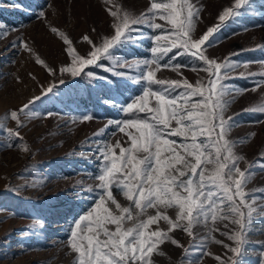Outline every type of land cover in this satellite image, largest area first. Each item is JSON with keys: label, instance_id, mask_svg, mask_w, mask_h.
<instances>
[{"label": "snow or ice", "instance_id": "6c2138e0", "mask_svg": "<svg viewBox=\"0 0 264 264\" xmlns=\"http://www.w3.org/2000/svg\"><path fill=\"white\" fill-rule=\"evenodd\" d=\"M10 3L23 10V5L15 0ZM106 11L112 18V33L101 37L99 43L83 35L82 41L89 46L84 54L65 32L57 27L50 29L62 40L64 52L70 58V62L59 68L60 75L71 79L87 77L90 85L102 84L109 90L119 88L120 82L130 92L139 90V94L124 100L110 96L103 101L125 118L108 119L95 136H101L114 126L127 138L126 146L119 140L104 141L95 149L94 178L98 184L86 189L92 206L78 218L73 217L68 228L66 247L74 254L73 264H154L153 256L165 242L184 247L173 236L176 230L193 237L194 227L201 224L208 228L204 241H212L231 253L226 257L215 255L219 264H244L247 234L264 231V213L254 206L255 193L245 190L255 174L254 169L264 171V153L247 168L239 167L244 157L236 154L234 145L240 141L227 138L237 121L234 116L226 119L224 113L231 100L247 90L225 81L246 79L255 73L229 76L238 63L232 61L231 55L218 62L207 55V49L219 42L217 34L226 23L241 15L260 14L254 0H233L218 13L217 23L198 36L197 22L201 19L202 6L197 7L191 0H152L150 7L138 15L122 8L109 7ZM37 19L44 21L45 13H38ZM7 27L0 21V37L7 35L4 31ZM145 28L149 31L145 32ZM145 41L151 44L145 58L127 59L115 55L117 50L140 47ZM13 43L35 55L28 42ZM259 50H264V44ZM170 54V59L164 62ZM180 57H189L190 63L175 62ZM35 63L52 76L57 75L39 55H35ZM243 63L247 68L248 62ZM189 67L207 73V81L198 79L191 83L186 78H157L162 68H171L182 76L181 69ZM91 69L101 70L106 75ZM59 83L66 81L61 79ZM259 86L257 83L252 90ZM55 87L51 84L44 88L41 96L52 93ZM120 95L123 96V92ZM39 99L40 96L33 97L20 109L5 115V120L15 121L16 129L0 125V132L9 137L0 147L14 146L12 138L20 137L18 129L23 127L21 115L33 118L36 114L30 109ZM259 111L264 113V106ZM81 119L89 121L94 117L86 114ZM116 194L126 203H121ZM168 210H173L174 216L168 215ZM225 220L235 228L222 231L220 235L232 241V245L213 235L219 231L216 223ZM161 222L166 228L161 227ZM209 222L211 227H208ZM30 227L34 229L35 224ZM28 234L27 230L23 232V235ZM192 246L200 256L212 255L204 251L203 243L194 242ZM261 248L264 249V243ZM188 251L184 249L186 254ZM261 256L264 257V251ZM189 264H199V259L189 260ZM260 264H264V260Z\"/></svg>", "mask_w": 264, "mask_h": 264}, {"label": "rangeland", "instance_id": "374dc122", "mask_svg": "<svg viewBox=\"0 0 264 264\" xmlns=\"http://www.w3.org/2000/svg\"><path fill=\"white\" fill-rule=\"evenodd\" d=\"M152 0H15L22 4L23 10L14 7L10 0H0V21L8 27L7 35L0 37V125L16 129L15 121L5 120L11 110L20 109L33 97L40 96L32 106L36 115L28 119L21 115L23 127L20 137L12 138L13 147H0V264H73L74 254L66 247L68 228L73 217L84 214L92 206L87 188H95L98 181L94 178L97 168L95 149L99 143L117 140L126 146L127 138L112 126L101 136L95 134L104 128L108 119L125 118L116 108L109 107L104 100L115 96L117 100L139 94V90L128 91L120 82L119 88L111 90L107 86H92L87 77L71 79L59 74V68L70 62L64 52L62 40L51 32L57 27L73 41L77 50L84 54L88 49L82 36L87 34L95 42L112 33V18L106 11L122 8L133 14L145 12ZM160 2V0H157ZM197 7L202 6L201 19L197 22L196 35L206 31L208 26L217 23L218 13L233 0H191ZM259 15H241L226 23L217 34L218 43L207 49L210 58L223 62L230 55L238 67L228 73L238 76L241 72L255 73L246 79H231L225 83L247 91L235 96L229 103L225 118L235 117L236 126L228 131L227 138L240 141L234 145L237 155L243 156L239 167L243 170L254 164L260 153H264V0H254ZM40 12L45 20L37 19ZM159 23L163 21L157 20ZM95 29V31H92ZM145 28V32H148ZM156 34H160L156 32ZM23 40L30 44L35 55L57 71L52 76L43 66L35 63V55L24 51L14 41ZM151 44L143 42L140 47L127 46L117 50L121 58H145L149 55ZM240 52V55H234ZM172 54L167 59H170ZM177 63H190L189 57H180ZM243 62H248L244 67ZM104 63H109L104 61ZM106 73L98 69H91ZM182 76L171 68L157 72L159 79H183L191 83L198 79L207 81L203 70L193 71L190 67L181 69ZM110 75V74H107ZM111 78V77H110ZM64 79L65 84L59 81ZM116 84V81L113 80ZM260 86L253 91V87ZM55 84L54 91L41 96L44 88ZM123 92V96L120 93ZM125 102H127L125 100ZM251 109L250 111H244ZM51 113V115H47ZM90 114L94 119L84 121L83 115ZM239 114V115H237ZM254 133L255 135H250ZM9 137L0 132V143ZM25 146L27 151H25ZM118 151V150H117ZM254 175L245 186L248 192H254V206L264 213V171L254 169ZM117 195L121 203H126ZM250 202H252L250 200ZM152 212V210H149ZM154 214V212H152ZM168 215L174 216L173 210ZM35 224V228L30 226ZM227 224L228 228L224 225ZM212 224L209 222L208 227ZM161 227L166 225L161 222ZM219 231L213 235L225 244L233 242L220 232L235 228L228 220L217 222ZM28 235H23L24 231ZM208 228L196 225L193 237L182 230L173 233L184 247L165 242L153 256L154 264H189V260L199 259V264H219L215 255L230 256L231 253L212 241H204ZM244 246V264H260L264 257L261 243H264V231L249 232ZM205 244L204 251L212 255L200 256L195 246ZM234 246V245H233ZM184 249H189L188 253ZM162 253V254H161Z\"/></svg>", "mask_w": 264, "mask_h": 264}]
</instances>
